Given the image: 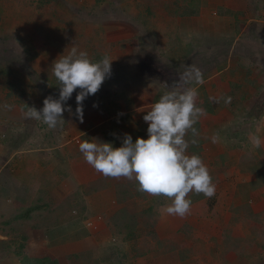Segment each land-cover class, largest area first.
<instances>
[{
	"label": "rangeland",
	"instance_id": "1",
	"mask_svg": "<svg viewBox=\"0 0 264 264\" xmlns=\"http://www.w3.org/2000/svg\"><path fill=\"white\" fill-rule=\"evenodd\" d=\"M174 1L0 0V67L19 74L26 87V93H22L19 99L7 98L0 105V141L1 138L5 140V134L8 132L16 135L20 130L21 136L22 134L26 136L28 131V137L34 139V144H22L21 147L30 153L38 152L36 148L40 147L38 145L40 138L53 136L54 132L63 135L61 137L64 139L68 138L74 150H77L84 140L91 142L96 139L101 142L103 127L109 126V121L119 115L118 108L112 102L120 106L124 113L127 100L141 91H145V94L139 96L141 99L134 107L132 124L127 123L126 127H122L140 132L141 135L137 137L148 139V124L142 119V113L148 111L151 105L146 101L144 103V100L150 98L149 94L157 91L164 94L171 90L174 84L179 83L180 74L191 65L201 70L204 79L201 89H204L210 82V70H213L214 79L219 77L217 74L220 72L227 76L229 73L226 66L229 64L233 69L231 78L237 77L240 82L235 81L236 85L231 93L223 94V91L218 90L220 81V85L217 84L210 96L220 99L219 104L210 101L214 113L207 114L198 121L201 126V136L205 140L203 161L208 169L207 157L209 159L212 153L206 151L207 145L213 144L214 149L226 150L234 155L233 159L228 160L227 166L220 167L221 171L217 170V176L221 180L216 184V195L208 203H205L206 200L203 201L204 207L199 210L206 215L203 216L204 219L209 221L206 225L207 233L190 227L188 231H192L189 235H180L173 230L177 227L174 223H171L172 230L167 229L168 225L159 221L161 208L171 201L162 196H149L147 200L137 199L121 205L110 194L112 199L110 202L109 197H105L104 191H112L116 184L124 183L128 179L122 177L110 180L109 177L103 176L96 179L98 182L102 179L104 182L99 184L101 189L98 194L101 200L96 199L94 206L95 211H99L97 213L104 221L98 227V233L89 239L91 242L92 239H97L92 248V243H89V248L92 249L91 256L99 259L101 264H264V223L258 222L250 231V220L233 208V205L237 207L243 203L240 185L255 180V173L259 168L264 174L262 170L264 168V49H254L246 45L248 44L247 29L255 34V36L250 35L256 39L259 38L260 29H264V0H235L234 5L239 7L236 10L242 9V11L228 8L231 6L226 7V0H204L202 8L207 5L208 10L212 8L214 10L217 3H223V7L220 8L224 10L220 9L215 13L221 14V17H234L237 27L234 36L231 37L230 34L229 38H220L219 42L223 40V43L217 45V48L219 47L217 60L215 58L214 62L209 54L208 46L211 44L208 38L209 32L200 37L197 35L199 33L194 35L193 25L186 24L188 18H183L177 13ZM210 2L213 6L208 5ZM242 12L246 14L243 15ZM180 26H187L185 35L183 31L179 32ZM244 26L246 31L242 32ZM256 27H260L259 30H256ZM198 43H201L200 50ZM226 45L227 47L224 48ZM73 46L78 51H86L94 62L101 60L105 55L109 56L113 60L111 74L95 95H89L83 101L82 123L75 115L78 107L76 95L80 91L77 89L65 105L66 108L70 106L72 112L63 113L65 120L63 125H58L55 129L49 128L42 121L29 118L28 107L34 106L40 110L44 107L45 98L49 96L59 98L60 89L52 74V66L60 56L68 55ZM254 46L256 47V44ZM260 47L263 48L264 44H260ZM188 87H194L198 91L200 86L181 82V89ZM220 92L222 96L217 95ZM227 97L232 98L230 104L224 102ZM201 105L203 104L199 103L198 106ZM6 109H15L14 112L21 115V120L12 121L7 118L9 113H5ZM65 129L69 133L68 137L63 133ZM82 132L87 135L81 138ZM214 134H218L217 143L212 142L211 137ZM257 141H260L259 147H256ZM3 149L5 150V146ZM61 149V145H58L59 155ZM248 153L255 159L249 157ZM4 154L5 152L0 157V170L5 167ZM5 169L8 170V167ZM253 169L255 173L249 171ZM42 199L49 201L45 192H42ZM261 201H264V189L256 192L253 199L252 197L251 200L249 199L248 204L256 208V204ZM102 204L104 207L108 204L110 211L103 212ZM47 205L51 204L47 203ZM1 206L0 231L5 224V202ZM123 208L140 216H146L147 214L144 213L151 208L152 213L158 212L159 216L153 229L159 242L166 247L170 245L169 248L173 250L161 253L159 249L151 254L139 255V252L134 251L136 250L134 247L132 249L130 242L117 243L115 235L108 226V218ZM169 217L164 220L167 224H170ZM224 228L235 230L232 233L234 238H227V242L239 243L237 251L222 254ZM30 229V224L23 227L25 232H29ZM143 232L145 234L147 229L143 228ZM251 232L253 234L258 232L255 240L248 239ZM34 234H36L35 230L31 232V235ZM14 235L9 237L12 244L7 249L5 233H0V238L3 239L0 240V264H25L23 255H13L21 250L20 242ZM148 239H152V244H159L154 238ZM30 243V248L26 252L31 255L37 246L44 248L48 246L42 235L39 237L36 235ZM22 253L24 254V251ZM186 255L187 258L183 259Z\"/></svg>",
	"mask_w": 264,
	"mask_h": 264
},
{
	"label": "crops",
	"instance_id": "2",
	"mask_svg": "<svg viewBox=\"0 0 264 264\" xmlns=\"http://www.w3.org/2000/svg\"><path fill=\"white\" fill-rule=\"evenodd\" d=\"M232 1L233 2L226 0L225 6L226 7L231 6L228 8L231 9L233 8L235 11H242V9L236 10L239 9V7L237 5L236 6L234 5L235 0ZM208 5L213 6L212 2H210ZM223 5H224L223 3L221 4L217 3V6L216 8H214V10L213 8L208 10V8H206L207 6L206 5L205 7L200 9L199 14L183 17L186 19L188 18V21L187 20L185 21L186 24L193 25L192 29L194 31V35L196 33H199L197 35H199L200 37L202 34L206 35L209 32L208 38L211 44H209L208 47L210 49L209 54L210 57L213 58V62L215 58L217 60V53L219 48V47L217 48V45L223 43V40L222 42H219L220 38H224V37L229 38L230 34L231 37L234 36V34L236 33L235 28H237L234 17L233 18L227 16L221 17V14L215 13L218 10H220L223 7ZM214 13L216 16L214 15ZM242 13L243 15L246 14L245 12ZM185 28H187V26L185 27L180 26L179 32L183 31L185 35L186 33ZM245 28L246 26L243 27L242 32L246 31ZM259 28L260 27L258 28L256 27V30H259ZM247 31L248 34L246 35V38L248 44L246 45L254 49L255 48H259V50L264 49V47L263 48L260 47V44H264V29H260L261 33L260 34L258 33V37H259L258 39L254 38L255 34H253L250 30L247 29ZM250 34L254 36H251ZM198 44L200 50L201 43ZM254 44H256V47L254 46ZM226 47L227 45L224 46V48ZM226 67L228 68L229 74L225 76L223 73L220 72L217 74L219 75V77L215 79H214L215 76L213 75V70H210L211 78H210V82H208L209 85H206L204 89H201V87L203 88V84L199 85L200 87H198V91L201 89L200 92L202 96L207 95L208 97H210L211 93L215 91L217 84L220 85L219 83L220 81H221V85L218 88V90L223 91V94L227 92L231 93V90H233L234 85H236L235 81L236 83L240 81L237 79V77L236 78L233 77V79L231 78L232 70H233L231 65L228 64V66ZM225 77H229V78H225ZM249 78L250 77H248V79ZM240 79L243 80L242 78ZM220 93L217 95L222 96L223 94ZM6 110L5 113H9L7 118H9L12 121L21 120L20 119L21 115H19L18 112L17 113L14 112L16 111L15 109L13 110L6 109ZM217 120L218 119L216 118V121ZM206 129L208 130V128ZM27 133L26 136H24L23 134L21 136L20 130L18 133H16V135L13 132H8L5 134L6 135L5 140H2L3 138H1L0 141V151H3L0 152V157L1 154L5 152L4 154L5 160L4 159L2 160L5 161V167H8L9 170L8 171L7 169H5V167H2V169L0 170V208H2L1 204L5 202V221H10L11 225L14 228V230L10 227L5 228V236H4L5 248L9 249L10 245L12 244L11 238L9 237H12L13 234H15L14 236L15 238L18 239V242H21V236L23 235H25V239L27 237L30 238L28 241L27 249L30 248L31 245L30 242L32 238H34L36 235H38V237L39 235H42V237L44 236L46 242H48V246H46V248L42 246L41 247L37 246L36 248L37 249L40 248L55 257L74 255L86 251L92 253V249L89 248V243H92L91 246L92 248L93 245H95L97 239H92L93 240L92 242L89 241V239L94 234H97L98 231L97 229L95 230L91 226H89L88 222H94L97 225V228L101 226V224L103 223L104 220L100 221L97 219L98 216L97 212L99 211L96 212L94 206V202L96 201V199L101 200V198H99V194H98L100 192H94L91 195H84L82 191V187L85 186L86 184L92 183L96 179L103 178V175L98 173L92 166L86 163L83 154L79 150V146L77 147V150H74L73 146H71L72 142L68 140V138L67 139L62 138L63 135H57L56 132H54L53 136H49V137L44 136L43 139L40 138L38 143L40 147L36 148L38 149V152L30 153L28 150H25V148L21 147L22 144H27V143L34 144L33 142L34 139L32 137H28L29 134ZM63 133L65 136L68 137L69 133L67 132L66 129ZM85 135L87 134H85L84 132L80 133L81 138ZM61 138L63 139V141H61ZM58 145H61L62 148L60 155L57 153ZM4 146H5V150L3 149ZM207 146H208V150L206 151L208 153H212V156L209 157V159L207 157L208 162L211 161V159L213 160L215 156L221 154H225L226 156H228V159L230 160L233 159L234 155L232 153L226 150H221L219 148L214 149L213 144ZM204 154L205 153L203 152V160H205ZM109 179L112 180L114 178L109 177ZM218 179H219L218 183H220L221 178L218 177ZM258 191L259 190H256L251 193L250 200L251 197L253 199V196L256 194V192L258 193ZM42 192L46 193L47 199L49 201L42 199ZM77 192H79L78 194L83 196L79 198V200L84 201L82 202V204L83 206H85V208H83L82 206H78L73 210V213H65L66 220H64L63 222L59 223L55 227H49V228L46 227L45 224L47 223V221L43 219L45 212L48 209L53 208L55 205H58L63 201L67 200L69 196L70 197L74 196ZM104 192L106 195L105 197L107 198L109 197V200L111 202L112 199L110 194L113 195L114 191L106 190ZM148 196H152V195L148 194ZM47 203L51 205H47ZM170 203L171 202H168L166 205ZM205 203L202 201L195 205H192L191 213L186 218L183 219L176 216L169 217L170 215H168L164 211V207H165L164 205L161 208L162 212H161V219L159 222L161 224L164 223L168 225L167 229L169 230H172L171 228L173 227L171 223L177 224V227L174 228L173 230H176L180 235L182 234L189 235L191 233L190 231H192V230L188 231L190 227H193L194 230L197 229L199 232L201 231L207 233L206 225L209 221L204 219V217H206L204 213L199 212V210L203 209ZM256 205H257L256 208L250 206L252 211L255 212L254 214L256 215L263 213L264 201L258 202ZM34 208L35 211L30 213L29 216L25 214L27 210ZM233 208H236V206L233 205ZM102 210L103 212L110 211L108 209V204L105 207L102 204ZM39 217H41L40 220ZM168 217L171 219L169 220L170 224L164 222V220H166ZM26 224H30L31 226L29 232H25L23 230V227ZM253 224L254 222L251 223L249 221L250 231L251 229H253ZM34 230L36 234L31 235V232ZM225 230L226 229L224 228L223 231ZM223 231L222 233H224ZM2 234H4V232ZM0 240L3 239L0 238ZM13 255L16 256V254Z\"/></svg>",
	"mask_w": 264,
	"mask_h": 264
},
{
	"label": "clouds",
	"instance_id": "3",
	"mask_svg": "<svg viewBox=\"0 0 264 264\" xmlns=\"http://www.w3.org/2000/svg\"><path fill=\"white\" fill-rule=\"evenodd\" d=\"M112 61L105 55L94 62L86 51H78L72 47L68 55L60 56L52 66V74L58 82L59 98H45L44 107L37 110L28 107L29 118L42 121L49 128L55 129L65 122L63 113L72 112L70 106L65 107L73 93L76 95L75 115L83 122V101L89 95H95L111 74ZM204 83L199 68L191 65L180 74L179 83L165 92L143 119L148 124V139L138 137L133 142L130 134H125L121 147H113L111 143L98 142L96 139L84 140L79 145L84 160L98 173L105 177L126 178L138 183V191L156 197H165L171 201L164 211L181 219L191 213V193L203 194L211 199L216 195V185L203 159L195 154L189 155L187 150L196 139H186L189 132L193 137L199 135L194 125L201 117L207 115L204 108L198 106V91L194 87L180 88V84ZM210 101L219 104L220 99L209 97ZM231 97L225 99L231 103ZM212 142L217 143L218 134H214ZM260 141L256 142V147ZM102 221L103 217L98 215ZM90 222H88L89 225ZM93 225H96L92 222ZM91 226V225H89ZM92 227V226H91ZM93 228V227H92ZM98 229L97 225L96 228Z\"/></svg>",
	"mask_w": 264,
	"mask_h": 264
},
{
	"label": "trees",
	"instance_id": "4",
	"mask_svg": "<svg viewBox=\"0 0 264 264\" xmlns=\"http://www.w3.org/2000/svg\"><path fill=\"white\" fill-rule=\"evenodd\" d=\"M182 3V4H181ZM181 4V5H180ZM174 5L176 7V11L180 16H192L199 14L200 9L202 8V5H204V0H175ZM19 74L14 73L13 71L0 67V105L4 102V99L16 97L20 98L23 94L26 93V87L23 85V82L21 78L18 76ZM145 91H141L139 94H134V97L132 96L129 98L126 102L125 106V112L122 113V109L120 106L115 104V102H112V104L118 108L119 115L117 117L112 118L109 121V126H104L102 130L103 134V140L101 142H107L111 143L113 147H121L123 144V139L125 137V134H130L132 136L133 142L138 138L137 136H140L141 133L135 132V130H128L126 128H123L122 126H125L127 123L133 122V110L134 107H136L137 101L139 102L141 97L144 95ZM199 92V91H198ZM23 93V94H22ZM153 93V92H152ZM142 94V95H141ZM198 95L197 102L202 103L200 107L204 108L207 112V114H213L214 109L212 107V104L210 103V100L208 99L207 95H201V92ZM162 92L157 91L156 93L149 94L150 98L148 97V100H144V103H150L149 110H151V107L154 103L158 102L160 97L162 96ZM28 96V94H26ZM202 96V97H201ZM199 103H197L199 105ZM1 107V106H0ZM148 110V111H149ZM147 114V111L145 113H142V119L144 115ZM144 120V119H143ZM126 127V126H125ZM194 127L197 129L199 135L196 137H193L191 132L188 133L186 139L191 141L192 139H196L198 141L197 144H191L187 150L189 155L195 154L200 156L203 159V145L205 143V140L201 136V126L199 122H197ZM248 156L252 159H255L250 153H248ZM228 156L225 154L217 155L213 158V160L209 161V171L210 175L213 178V182L215 185L219 182L217 172L221 171L220 167L227 166L228 162ZM264 167V164H263ZM218 170V171H217ZM264 171V168H262ZM254 172L253 170H249ZM255 173V172H254ZM255 180H253L250 183L240 185L241 190V196L243 197V203L240 206H237L235 209L237 211L242 212L245 216H247V220H250L251 223L254 222V225H257L258 222L260 224L264 223V212L261 214H254L252 211L250 205L248 204V201L250 199V195L253 192V190H262L264 189V174L261 172V168H259V171L256 170L255 173ZM102 183L104 180H100ZM101 182H98V180L93 181L92 183L86 184L82 187V191L84 195H91L94 192H98L99 189H101V186L99 184ZM138 189V183L135 180H128L124 183L116 184L114 186V198L118 204L124 205L129 201L132 200H147L149 198L147 193H142L137 190ZM77 192L74 196L68 197L67 200L63 201L62 203L55 205L53 208L48 209L45 212V215L43 219L47 221L45 224L46 227H55L59 223L66 220L65 213H73V210L78 207L83 206L82 202L79 198L83 197ZM190 198L192 200V205H195L199 202L205 201L208 203L211 199L206 198L203 194H195L194 192L190 194ZM34 209L27 210L25 214L27 216L30 215V213L34 212ZM153 209L146 210L147 214L146 216H140V214L137 213H131L128 211V209H122L115 213L114 215L110 216L108 218V226L112 232L113 235H115V240L117 243H128L130 242L132 245V249L134 247V251L139 252V255H145V254H151L156 250L161 249V253H167L173 250V248H169L170 245L165 246L162 243L159 242L157 239L158 236L156 232L154 231L153 227L156 224L157 218L159 216V213L153 212ZM143 214V215H144ZM23 215V214H22ZM41 217H39V220ZM252 219V220H251ZM5 221V220H4ZM262 222V223H261ZM143 226V227H142ZM10 227L14 230L13 226L11 225L10 221H5L4 226L2 227L1 233H5V228ZM143 228L147 229V232L144 234ZM257 231V228H255ZM259 231V228H258ZM16 232V231H15ZM235 232L233 229H226L223 233V241L221 243L222 245V254H226L228 252H235L239 249V246L237 244L239 243H229L227 242V238H234L232 233ZM251 235V236H250ZM249 235L248 239L255 238L258 235V232ZM118 238H117V237ZM148 238H154L157 242H159L158 245L152 244V239ZM29 237L25 239V235L21 236V244L20 249L17 252V256H24L23 261L25 264H101V261L99 259H94L91 255L92 253L89 251L82 252L79 254L74 255H67V256H58L55 257L53 255H50L48 252L34 248L32 255L29 256L28 252V241ZM232 245V246H231ZM166 247V248H165ZM185 247V246H183ZM131 249V250H132ZM165 249V250H164ZM24 251V254L22 253ZM142 251V252H141ZM125 256V255H124ZM188 255H186L183 259H186ZM128 258V256H127ZM23 262V263H24Z\"/></svg>",
	"mask_w": 264,
	"mask_h": 264
},
{
	"label": "built area",
	"instance_id": "5",
	"mask_svg": "<svg viewBox=\"0 0 264 264\" xmlns=\"http://www.w3.org/2000/svg\"><path fill=\"white\" fill-rule=\"evenodd\" d=\"M89 225H91L93 228H96V225H93L92 222H90Z\"/></svg>",
	"mask_w": 264,
	"mask_h": 264
}]
</instances>
